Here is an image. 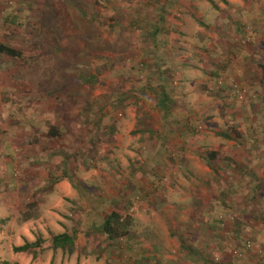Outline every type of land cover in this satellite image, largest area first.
<instances>
[{
  "label": "rangeland",
  "instance_id": "374dc122",
  "mask_svg": "<svg viewBox=\"0 0 264 264\" xmlns=\"http://www.w3.org/2000/svg\"><path fill=\"white\" fill-rule=\"evenodd\" d=\"M262 4L0 0V42L25 53L0 54V263H20L16 212L38 200L29 225L43 248L23 254L24 264H264V86L228 48L239 45L238 58L258 49ZM71 77L80 81L63 88ZM211 150L233 162L213 170L198 154ZM9 163L18 182L5 176ZM66 163L86 190L68 183ZM114 210L132 223L110 244L96 225ZM74 228L73 254L48 246L52 233Z\"/></svg>",
  "mask_w": 264,
  "mask_h": 264
},
{
  "label": "trees",
  "instance_id": "16d2710c",
  "mask_svg": "<svg viewBox=\"0 0 264 264\" xmlns=\"http://www.w3.org/2000/svg\"><path fill=\"white\" fill-rule=\"evenodd\" d=\"M168 1V0H166ZM166 3H164L160 9L163 11L165 9ZM3 19L5 22L9 20L8 15L3 14ZM165 15L164 13H159V20L164 21ZM201 24H203V21L198 19ZM159 34V27H156L154 30L151 31V35L153 38H157ZM0 54L12 57L13 59L21 58L25 55V53L17 49L16 47L6 44L4 42H0ZM162 59L160 58V61ZM165 62V61H164ZM167 65L165 63H160L159 65V72L158 77L161 80V86L160 89L157 91L158 94V105L163 109V115L164 117H167L168 114L173 110V98L167 92L166 90V71ZM80 79V78H78ZM83 82H89L93 83L97 80L96 76L90 75V76H82L80 79ZM80 80H77L74 77L69 78L66 80L62 87H68L71 83H77ZM157 87H153V91L156 92ZM238 88H242L241 86L233 85V90L236 94V90ZM145 93V91L143 90ZM237 95V94H236ZM121 97H125V95H121ZM49 133L53 136L56 135V132L54 129H50ZM215 134L226 137L228 139L232 138V135L228 133L227 131L219 130L215 131ZM200 157L204 160V162L213 170H216V166H221L219 163L220 161L227 160L229 162H233V159L225 155L224 153L220 152L219 150H211L206 153H198ZM65 178L70 181V183L78 189L86 190L87 187L83 184V182L79 179L77 174L75 173V170L68 168V165L66 163V169H64ZM57 180V179H56ZM55 180V181H56ZM54 182L52 181V184ZM40 202L38 200H34L31 202H28L25 206V209L22 210L19 214L18 220L20 223L26 222L29 220H32L34 218H38L41 215V209H40ZM131 219H127V217H123L118 211H111L107 215H104L100 222L96 225V230L105 235L107 237V240L110 244H113L114 242H118L125 238L130 233V226H131ZM91 231V230H90ZM80 230L78 228H74L72 230H66L61 233H52L51 236V246L56 249H61L63 252H67L69 254H73L77 248V242H78V236H79ZM41 239H36L35 241H29L26 240V242L23 245L15 246L14 250L16 252H31L37 255V249L41 247ZM116 245V244H115ZM81 245H79L80 247ZM43 248V247H41ZM5 264H10L9 262H6ZM18 264V263H16ZM51 264H53V261H51Z\"/></svg>",
  "mask_w": 264,
  "mask_h": 264
},
{
  "label": "crops",
  "instance_id": "0c3cea01",
  "mask_svg": "<svg viewBox=\"0 0 264 264\" xmlns=\"http://www.w3.org/2000/svg\"><path fill=\"white\" fill-rule=\"evenodd\" d=\"M260 7H261L262 10H257V9H256L257 11L254 10L255 13L257 12L256 14L254 13L255 15H257V14L260 15L258 17V19H256L257 23L255 24V28H256L257 31L255 33L256 37H255V41L254 42L259 44L258 49L256 48V49L250 50L247 53L244 52L245 56L243 58L242 57L238 58L240 52L242 51L240 46L236 45V43L234 41H231V43L230 42L228 43V48H229V53H230V57H231L229 61L235 63V65H244V64L246 65L247 63L252 62L253 65H254V68L256 70V73H255L254 76L257 75V76L261 77L260 82L262 81L263 82V86H264V21H260V19L264 18V4L260 5ZM233 32H234V30H233ZM240 58H242L241 59L242 61H239ZM238 61L240 63H238ZM233 63H232V65H234ZM0 70H4V69H0ZM259 87H261V85ZM263 90H264V87H263ZM6 144H7V146H9L8 143H6ZM11 168H13V167H12V165L10 163L6 165V168L4 170V172L6 173L5 176H8L10 174L9 175L10 178L14 179L16 182H18L15 178H12L13 169H11ZM68 183L70 184V181ZM67 192L71 193L72 191L68 190ZM5 202L6 201L3 199L0 202V206L3 203H5ZM0 208L2 209V207H0ZM23 209L24 208L17 209L16 216L19 217V214H20V212ZM34 219H36V218H34ZM34 219L21 223V225L19 226L20 227V231H19V233H20L19 235L20 236H18V238L16 240V243H15L16 246H20V245H23L25 243V242L22 241L23 237L26 238L29 241H34V236L32 234L33 232H31V228H30V225H29L30 222L34 221ZM58 233H61V232H58ZM50 244L51 243L49 242L48 246ZM77 245H78V243H77ZM164 245L162 244V245H158L157 246L158 251L161 252V254L159 255V258L162 256V259L165 258V256H163V253L166 252V245L165 246ZM25 253L26 252H16L15 255H14V259L17 262H20L19 264H24V263H21V258L23 256V254H25ZM19 257H20V259H18ZM50 263H51V260H50ZM0 264H2V263H0ZM11 264H14V263H11Z\"/></svg>",
  "mask_w": 264,
  "mask_h": 264
},
{
  "label": "built area",
  "instance_id": "2783aa9c",
  "mask_svg": "<svg viewBox=\"0 0 264 264\" xmlns=\"http://www.w3.org/2000/svg\"><path fill=\"white\" fill-rule=\"evenodd\" d=\"M237 86H238V85H237ZM243 93H244V88H238V89L236 90V94H237L238 96H240V97L243 95ZM246 246H247V247H250L251 244L248 243ZM235 252H236V254H237L238 256H242V255H243L239 250H236Z\"/></svg>",
  "mask_w": 264,
  "mask_h": 264
}]
</instances>
